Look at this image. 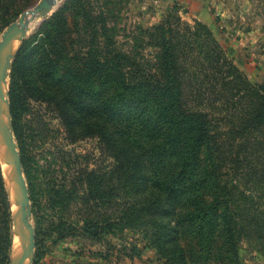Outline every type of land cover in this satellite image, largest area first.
<instances>
[{
    "label": "rangeland",
    "instance_id": "374dc122",
    "mask_svg": "<svg viewBox=\"0 0 264 264\" xmlns=\"http://www.w3.org/2000/svg\"><path fill=\"white\" fill-rule=\"evenodd\" d=\"M38 1L0 0V41ZM169 14L189 25L194 19L206 24L233 64L251 82L264 86V0H61L22 35L5 73L6 119L20 155L29 196L28 220L35 234L28 264H178L168 262L151 244L153 225L133 212L126 216L113 208L114 201L125 203V199L114 196L110 151L98 142L90 126L96 120L97 90L111 83L112 56L122 63L127 54L139 63L143 57L153 60L157 50L149 40L153 27ZM88 51L94 60L85 61ZM18 53L24 57L25 96L23 107L13 117L9 88ZM54 62L58 64L50 72ZM82 111L85 120L80 123ZM3 139L0 133L5 144ZM4 147L0 166L9 164V169L3 167L2 176L12 209L8 264H14L16 222L25 235L15 216L21 191L11 171V155ZM8 179L19 189L14 200ZM208 247L213 258L205 261L201 254L197 264H235V260L264 264V244L255 233L241 234L229 262L220 260L224 251L219 243Z\"/></svg>",
    "mask_w": 264,
    "mask_h": 264
},
{
    "label": "trees",
    "instance_id": "16d2710c",
    "mask_svg": "<svg viewBox=\"0 0 264 264\" xmlns=\"http://www.w3.org/2000/svg\"><path fill=\"white\" fill-rule=\"evenodd\" d=\"M151 35L153 60L112 56L111 83L97 90L91 132L110 151L114 196L125 199L113 208L153 225L151 244L168 262L197 264L201 254L210 262L208 246L217 243L220 260L229 262L243 232L264 244V86L251 82L197 19L189 25L169 14ZM21 61L18 53L9 88L13 117L24 104ZM11 247L12 209L0 166L2 264Z\"/></svg>",
    "mask_w": 264,
    "mask_h": 264
},
{
    "label": "water",
    "instance_id": "95a60500",
    "mask_svg": "<svg viewBox=\"0 0 264 264\" xmlns=\"http://www.w3.org/2000/svg\"><path fill=\"white\" fill-rule=\"evenodd\" d=\"M61 0L56 3V0H39L33 7L22 13L17 22H15L10 29L4 34L2 40L0 41V105L2 103L7 104L8 111V101L2 95L1 88V70H2V55L3 50L7 44V42L14 36L20 35L25 29V18H37L40 21L44 19L52 10H55L59 5ZM11 57V56H10ZM10 61V60H9ZM8 61V62H9ZM0 133L2 135L3 141H5V145L8 151L12 154L14 158L13 167L11 171H13V175L15 181L21 191L20 200L18 203V209L15 211V216L19 222V224L25 230V239L26 242L23 243V252L18 256L14 264H25L26 261L31 259L34 250V228L30 221L28 220V216L30 215V208L28 207V189L26 187L25 180L22 175V167H21V159L19 152L16 147V143L14 141V135L11 130V125L9 122H4L2 116L0 114Z\"/></svg>",
    "mask_w": 264,
    "mask_h": 264
},
{
    "label": "bare ground",
    "instance_id": "6f19581e",
    "mask_svg": "<svg viewBox=\"0 0 264 264\" xmlns=\"http://www.w3.org/2000/svg\"><path fill=\"white\" fill-rule=\"evenodd\" d=\"M59 0H56V3L58 2ZM39 19L37 18H28L26 17L25 18V29L24 31L20 34V35H17V36H14L12 37L6 44L4 50H3V55H2V70H1V88H2V95L3 97H5V93L4 91L6 92V87H5V73L7 72V64H8V61L10 60V56L11 54L13 53V51L15 50V48L17 47V45L19 44V42L21 41V38H22V35L27 33V32H30L32 29H34V27H36L37 24H39ZM0 114L2 116V119L4 120V122H7V119H6V105L5 103H2L0 105ZM2 141V140H1ZM0 141V142H1ZM4 143L1 142L0 144V149L5 151V147H4ZM8 150V149H7ZM10 153V152H9ZM11 155V163H12V166H13V156L12 154L10 153ZM3 167L7 170L9 169V164L6 163L3 165ZM2 167V169H3ZM10 177V176H9ZM6 185H7V188L8 190L10 191V195H11V199L14 200L15 199V192L17 193L19 191V189L17 188V186H14V180H6ZM14 186V187H13ZM16 229H15V236H14V244H13V250H12V255H11V259H12V262L14 263L16 261V259L18 258L19 255H21V253L23 252V243L26 242V239L25 237H22V233H20L19 231V228H18V225H17V222L14 226ZM21 230L23 231L24 233V230L21 228ZM25 235V234H24ZM22 251V252H21ZM25 264H28V261H26Z\"/></svg>",
    "mask_w": 264,
    "mask_h": 264
}]
</instances>
